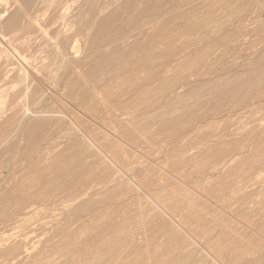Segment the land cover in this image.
Here are the masks:
<instances>
[{
	"label": "rangeland",
	"instance_id": "1",
	"mask_svg": "<svg viewBox=\"0 0 264 264\" xmlns=\"http://www.w3.org/2000/svg\"><path fill=\"white\" fill-rule=\"evenodd\" d=\"M12 2L0 264H264V0Z\"/></svg>",
	"mask_w": 264,
	"mask_h": 264
},
{
	"label": "bare ground",
	"instance_id": "2",
	"mask_svg": "<svg viewBox=\"0 0 264 264\" xmlns=\"http://www.w3.org/2000/svg\"><path fill=\"white\" fill-rule=\"evenodd\" d=\"M13 2H12V4L13 5H16L17 6V0H12ZM17 14H18V11H16V12H14V13H12V15L10 16V18H8V20H6L5 22L3 21L2 23H1V33L3 34V35H6L5 33L6 32H10V30H14V31H16V27H17V29H18V25H16L17 24ZM25 15H26V13H25ZM24 15V16H25ZM34 19V18H33ZM28 20H29V18H28ZM27 20V21H28ZM32 20V19H31ZM79 20V19H78ZM33 21V20H32ZM30 22V21H29ZM105 22V21H104ZM24 23L26 24V22L24 21ZM31 23V22H30ZM23 23H21V25H22ZM105 24V23H104ZM29 25V24H28ZM103 25V24H102ZM104 26V25H103ZM26 27H27V25H26ZM25 27V28H26ZM22 28V27H21ZM29 28V27H28ZM143 29V28H142ZM187 31V30H186ZM188 32V31H187ZM84 43V42H83ZM86 43V42H85ZM214 46H215V44H214ZM77 47V46H76ZM87 47V46H86ZM216 48H218L217 47V45L215 46ZM213 48V47H209V49L211 48H213V49H216V48ZM70 48H72V46L70 47ZM73 49H75L74 47H73ZM69 50V49H68ZM72 50V49H71ZM85 50V49H84ZM230 50V49H229ZM228 50V51H229ZM208 51V50H207ZM84 51H82V53H83ZM211 53L213 52V51H210ZM209 51L207 52V54L205 55V53H206V51H205V53H204V51H203V55H205L206 57L209 55V53H210ZM81 53V52H80ZM79 53V55H81ZM74 54H76V53H74ZM74 54H70L69 55V57L71 58V60H79V58L80 57H78V56H76V55H74ZM78 54V53H77ZM91 54V53H90ZM23 55V54H22ZM83 55V54H82ZM202 55V56H203ZM213 55H214V53H213ZM222 55V54H221ZM221 55H218V56H221ZM24 56V55H23ZM201 56V57H202ZM212 56V54L210 55V57ZM88 57V56H87ZM206 57H204L205 59H206ZM23 58V57H22ZM158 58V57H157ZM207 58H209V57H207ZM219 58V57H218ZM217 58V59H218ZM63 63L65 64L66 63V59H65V56H63ZM92 59V58H91ZM201 59H203V58H201ZM205 59H203V60H205ZM24 60V59H23ZM85 60V59H84ZM202 61V60H201ZM17 62H19V61H17ZM79 62H81V61H79ZM7 64V63H6ZM63 64V65H64ZM12 65V64H11ZM10 65V66H11ZM20 65H21V63H20ZM62 65V66H63ZM165 66V65H164ZM163 66V67H164ZM202 66V65H201ZM97 67H98V65H97ZM160 68H161V66H159ZM5 68H8V65H6L5 66ZM5 68H3V69H5ZM62 69V68H61ZM157 69V68H156ZM153 70V71H157V70ZM162 69V68H161ZM6 70V69H5ZM8 70V69H7ZM71 70V69H70ZM124 70V69H123ZM126 70V69H125ZM160 70V69H159ZM157 71V72H161V71ZM3 71V70H2ZM61 72V71H60ZM72 72V71H71ZM69 73V72H68ZM67 73V74H68ZM78 73V72H77ZM76 73V74H77ZM80 73V72H79ZM59 74V73H58ZM75 74V73H74ZM158 74V73H157ZM156 74V75H157ZM80 75V74H79ZM92 75H94V74H92ZM91 75V76H92ZM153 75V74H152ZM89 76V75H88ZM59 77V76H58ZM78 77H80V76H78ZM84 77H85V75H84ZM84 77H82V78H84ZM137 77V76H136ZM148 77V76H147ZM151 77V76H150ZM154 77V76H153ZM152 77V78H153ZM139 79V78H138ZM138 79H135V80H138ZM154 79V78H153ZM60 80V79H59ZM128 80V79H127ZM132 80V79H131ZM147 80V79H146ZM146 80H144V81H146ZM57 81V80H56ZM61 81V80H60ZM87 81V80H86ZM129 81V80H128ZM151 81H153V80H151ZM91 82V81H90ZM90 82H88V85H89V83ZM124 81H121V83H123ZM136 81H134V83H135ZM140 83H138V84H142L141 82H143V81H139ZM60 83V82H59ZM126 83H128V82H126ZM133 83V84H134ZM149 83V82H148ZM66 84V83H65ZM64 84V85H65ZM93 84V83H92ZM137 84V85H138ZM167 84V83H166ZM40 85V84H39ZM61 85V84H60ZM63 85V86H64ZM62 86V85H61ZM90 86V85H89ZM88 86V87H89ZM159 86V85H158ZM71 87V86H70ZM75 87V86H74ZM76 88V87H75ZM78 88V87H77ZM90 88L92 89V87L90 86ZM78 89H80V88H78ZM90 89V90H91ZM146 89H148V88H146ZM89 90V91H90ZM92 90H95V89H92ZM140 90H141V88H140ZM143 90V89H142ZM141 90V91H142ZM161 90V89H160ZM81 91V90H80ZM126 91V90H125ZM140 91V94L142 93ZM71 93V92H70ZM78 93V92H77ZM97 93H100V92H97ZM97 93H95V94H97ZM78 96V95H77ZM121 96V95H120ZM125 96V95H124ZM84 99V98H83ZM94 99H92V101H93ZM104 100V99H103ZM140 99H138V101H139ZM91 101V100H90ZM141 101V100H140ZM82 103V102H81ZM92 103V102H91ZM164 103V102H163ZM93 104V103H92ZM148 104V103H147ZM151 104V103H150ZM165 104V103H164ZM88 105V104H87ZM94 105V104H93ZM104 105H106V104H104ZM153 105V104H152ZM81 106V105H80ZM90 107V106H89ZM88 107V108H89ZM91 107H92V105H91ZM86 109H87V106L85 107ZM162 108V107H161ZM39 109H41V108H39ZM75 109V108H74ZM158 109V108H157ZM34 110H36V109H34ZM33 109L31 110V108L29 109V110H27V112L25 113V117L23 118V120H21V121H23V122H21V121H19V122H21L22 124H21V127H20V129H22L21 131H23L24 132V130L26 131V129H27V127H28V125H29V122H30V120H31V118L34 116V117H39L37 120H36V122H37V124H40V122L44 119V118H46V115H39V114H37V113H35V111H34ZM42 110L44 111V109L42 108ZM41 110V111H42ZM85 110V109H84ZM126 110H127V108H126ZM152 110V109H151ZM38 111V110H37ZM132 111V110H131ZM141 111V110H140ZM46 112V111H45ZM77 112V111H76ZM129 112V111H128ZM156 112V111H155ZM122 113V112H121ZM127 113V112H126ZM130 113V112H129ZM153 113V112H152ZM17 114V113H16ZM53 114V113H52ZM119 114V113H118ZM131 114V113H130ZM130 114H128V115H130ZM136 114V113H135ZM141 114V113H140ZM146 114V113H145ZM149 114V113H148ZM51 115V114H50ZM77 115H78V113H77ZM96 115H97V113H96ZM121 115H123V114H121ZM132 115H133V113H132ZM132 115H131V117H132ZM63 116V115H62ZM117 116H119V115H117ZM145 116V115H144ZM55 117V116H54ZM64 117H66V116H64ZM103 117V116H102ZM120 117H122V116H120ZM61 118V117H60ZM12 119V118H11ZM138 120H139V118H137ZM77 120V119H76ZM99 121H101V120H99ZM112 121V120H111ZM75 122V121H74ZM109 123H110V121H109ZM20 124V123H19ZM36 124V123H35ZM68 124V123H67ZM70 124V123H69ZM75 124H77L76 122H75ZM31 125V124H30ZM32 125H33V123H32ZM60 125V124H59ZM34 126V125H33ZM38 126V125H37ZM52 126V125H51ZM75 127H76V125H75ZM78 127V126H77ZM143 127V126H142ZM29 128V127H28ZM58 128V127H57ZM116 128V127H115ZM115 128H113L114 130H115ZM118 128V127H117ZM32 129V128H31ZM40 129V128H39ZM41 129H43V128H41ZM77 129V128H76ZM18 130V129H17ZM118 130V129H117ZM127 131H129V130H127ZM78 132V131H77ZM81 132V131H80ZM119 132V131H118ZM25 133V132H24ZM32 133V132H31ZM83 134V139H82V143H84L86 146H89V147H91V148H93L94 150H95V153L96 154H98L100 157H101V159H102V162H103V165H105V166H103V167H101L100 169H95V167H94V172H92L91 174H89V176H90V178L92 179V178H95V176H98V174H105V173H107L108 172V170H110V168H113V170H116L117 168L116 167H118V166H116L117 164H115V161L111 158V157H109L108 156V154L101 148V147H99V146H97V144L95 143V141L90 137V135L86 132H82ZM108 133H110L109 131H108ZM116 133V132H115ZM77 134V133H76ZM75 134V135H76ZM36 135V134H35ZM79 135V134H78ZM117 135V134H116ZM116 135H114L115 137H116ZM109 136H112V135H109ZM22 137V136H21ZM25 137V136H24ZM144 137V136H143ZM33 138V137H32ZM107 138H109L108 136H107ZM111 138V137H110ZM120 138V137H119ZM141 138V137H140ZM43 139V138H42ZM97 139V138H96ZM112 139V138H111ZM116 139V138H115ZM36 143V142H35ZM176 143V142H175ZM34 146H38L37 144L36 145H34ZM79 146V145H78ZM75 147V146H74ZM84 147V146H83ZM55 149V148H54ZM222 154V153H221ZM63 154H61V156H62ZM110 155V154H109ZM65 156V155H64ZM59 157V156H58ZM57 157V158H58ZM219 157V156H218ZM56 158V159H57ZM60 158V157H59ZM212 158V157H211ZM210 160V159H209ZM218 160V159H217ZM54 162V161H53ZM52 162V163H53ZM213 161H211V163H212ZM74 163V162H73ZM211 163L209 164V165H211ZM99 164V163H98ZM97 164V165H98ZM29 165V164H28ZM52 165V164H51ZM50 165V166H51ZM92 165V164H91ZM28 167V166H27ZM23 169H26V168H23ZM64 169V168H63ZM70 167L69 168H67L66 169V172H69L70 170ZM119 169V168H118ZM121 169V168H120ZM119 169V170H120ZM122 170V169H121ZM83 173V174H82ZM167 173V172H166ZM51 174V173H50ZM85 173L84 172H82V171H80L79 173H78V175H77V179L79 180L83 175H84ZM157 174V173H156ZM134 175V174H133ZM88 176V177H89ZM105 176V175H104ZM103 176V177H104ZM112 177V176H111ZM134 177V176H133ZM130 179V178H129ZM136 181H138V178L136 177ZM40 180H44V178H40ZM116 180H118V179H116ZM132 179H130V181H131ZM100 181V180H99ZM114 181V180H113ZM133 181V180H132ZM136 181H135V183H136ZM158 181V180H157ZM55 182V181H54ZM134 182V181H133ZM48 183V182H47ZM93 183V182H92ZM134 183V184H135ZM159 183V182H158ZM83 184H84V182H83ZM114 184V183H113ZM137 184V183H136ZM141 184V183H140ZM139 184V185H140ZM50 185V184H49ZM87 185V184H86ZM138 185V186H139ZM142 185V184H141ZM48 186V185H47ZM89 186V185H88ZM117 186V185H116ZM115 186V187H116ZM54 187V186H53ZM52 187V188H53ZM65 187V186H64ZM115 187H114V189H115ZM134 187H136L135 185H134ZM227 187H229V186H227ZM49 188V187H48ZM121 188V187H120ZM139 188V187H138ZM140 189V188H139ZM144 189V188H143ZM230 189V188H229ZM122 190V189H121ZM141 190V189H140ZM214 190V189H213ZM145 191V190H144ZM236 191V190H235ZM241 191V190H240ZM239 191V192H240ZM120 192V191H119ZM142 192V191H141ZM144 193V195H146V193H148L149 194V192L147 191L146 193L145 192H143ZM232 193V192H231ZM173 194V193H172ZM117 195H118V193H117ZM125 195V194H124ZM139 195H142V194H139ZM143 195V196H144ZM119 196H120V194H119ZM135 196H136V194H135ZM112 197V196H111ZM123 197V196H122ZM138 197V196H137ZM141 197V196H140ZM151 197V196H150ZM152 198V197H151ZM150 198V199H151ZM122 199V198H121ZM248 199V198H247ZM246 199V200H247ZM154 201V200H153ZM156 201V200H155ZM124 203V202H123ZM157 204V203H156ZM161 205V204H160ZM129 208V207H128ZM71 210V209H70ZM163 210V209H162ZM166 211V210H165ZM18 212H20V211H18ZM66 212V211H65ZM167 212V211H166ZM169 213V212H168ZM170 214V213H169ZM163 216V215H162ZM166 216H168V215H166ZM171 217H173V216H171ZM175 217V216H174ZM166 221H167V219H165ZM174 221H177V220H174ZM175 223V222H174ZM161 224V223H160ZM176 225V224H175ZM179 225V224H178ZM185 230V229H184ZM142 233V232H141ZM189 234V233H188ZM176 236V235H175ZM133 238V237H132ZM187 238V237H186ZM196 240V239H195ZM197 241V240H196ZM199 243V242H198ZM200 244V243H199ZM203 247V246H202ZM204 249V248H203ZM206 249V248H205ZM196 250H198V249H196ZM200 251V250H199ZM202 251V250H201ZM208 252V251H207ZM194 253H196V252H194ZM203 253V252H202ZM206 253V252H205ZM208 253H210V252H208ZM199 254H200V252H199ZM211 254V253H210ZM210 254H208L209 256H210ZM187 255V254H186ZM194 256H195V254H194ZM197 256H199L198 254H197ZM191 257H192V255H191ZM211 257V256H210ZM215 257V256H214ZM185 258V257H184ZM213 258V257H212ZM190 260L191 259H193V258H189ZM173 260V259H172ZM194 260V259H193ZM192 260V261H193ZM205 260V259H204ZM199 261V260H198ZM208 261H210V260H208ZM219 261V260H218ZM187 262V261H186ZM188 262H190V261H188ZM196 262V261H195ZM204 262V261H203ZM205 262H206V260H205ZM217 262V261H216ZM191 263V262H190ZM194 263V262H193ZM200 263V262H199Z\"/></svg>",
	"mask_w": 264,
	"mask_h": 264
}]
</instances>
